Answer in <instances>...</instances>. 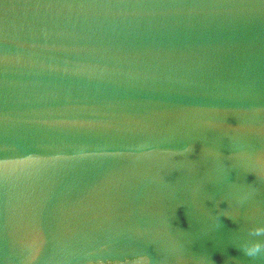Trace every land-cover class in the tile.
<instances>
[{
    "label": "clouds",
    "instance_id": "obj_1",
    "mask_svg": "<svg viewBox=\"0 0 264 264\" xmlns=\"http://www.w3.org/2000/svg\"><path fill=\"white\" fill-rule=\"evenodd\" d=\"M253 231L256 234H259L261 232H264V228H256ZM260 248H261V244L259 242H254L251 244V246L247 247L245 250H246L247 254L253 255L257 251H259Z\"/></svg>",
    "mask_w": 264,
    "mask_h": 264
}]
</instances>
